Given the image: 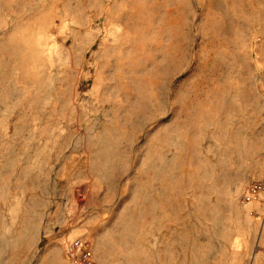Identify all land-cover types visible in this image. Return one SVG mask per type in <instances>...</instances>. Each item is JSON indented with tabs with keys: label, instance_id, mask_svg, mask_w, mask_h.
<instances>
[{
	"label": "rangeland",
	"instance_id": "374dc122",
	"mask_svg": "<svg viewBox=\"0 0 264 264\" xmlns=\"http://www.w3.org/2000/svg\"><path fill=\"white\" fill-rule=\"evenodd\" d=\"M264 0H0V264H264Z\"/></svg>",
	"mask_w": 264,
	"mask_h": 264
},
{
	"label": "built area",
	"instance_id": "2783aa9c",
	"mask_svg": "<svg viewBox=\"0 0 264 264\" xmlns=\"http://www.w3.org/2000/svg\"><path fill=\"white\" fill-rule=\"evenodd\" d=\"M264 196V178L249 184L241 195L243 204L255 203ZM65 252L73 264H96L91 250L81 238L65 243Z\"/></svg>",
	"mask_w": 264,
	"mask_h": 264
},
{
	"label": "crops",
	"instance_id": "0c3cea01",
	"mask_svg": "<svg viewBox=\"0 0 264 264\" xmlns=\"http://www.w3.org/2000/svg\"><path fill=\"white\" fill-rule=\"evenodd\" d=\"M259 264V263H258Z\"/></svg>",
	"mask_w": 264,
	"mask_h": 264
}]
</instances>
